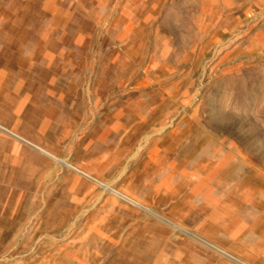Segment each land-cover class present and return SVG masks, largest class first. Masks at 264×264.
Masks as SVG:
<instances>
[{
	"label": "rangeland",
	"instance_id": "1",
	"mask_svg": "<svg viewBox=\"0 0 264 264\" xmlns=\"http://www.w3.org/2000/svg\"><path fill=\"white\" fill-rule=\"evenodd\" d=\"M0 264H264V0H0Z\"/></svg>",
	"mask_w": 264,
	"mask_h": 264
}]
</instances>
